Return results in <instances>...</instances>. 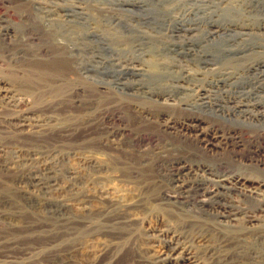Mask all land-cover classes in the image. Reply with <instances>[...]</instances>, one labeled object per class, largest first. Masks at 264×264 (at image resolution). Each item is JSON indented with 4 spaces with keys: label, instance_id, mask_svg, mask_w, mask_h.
I'll return each instance as SVG.
<instances>
[{
    "label": "rangeland",
    "instance_id": "rangeland-1",
    "mask_svg": "<svg viewBox=\"0 0 264 264\" xmlns=\"http://www.w3.org/2000/svg\"><path fill=\"white\" fill-rule=\"evenodd\" d=\"M3 85L14 95H0V240L32 236L43 264H159L172 238L199 264H264V240L212 227L220 220L180 172L197 170L182 151L210 159L201 141L224 139L239 122L163 105L197 92L264 103V0H0ZM55 118L69 134L28 136ZM236 132L239 155L253 157L238 175L262 180L264 143ZM35 173L40 184L28 180ZM228 195L217 208L264 225L239 193ZM54 203L67 207L54 213Z\"/></svg>",
    "mask_w": 264,
    "mask_h": 264
},
{
    "label": "bare ground",
    "instance_id": "bare-ground-1",
    "mask_svg": "<svg viewBox=\"0 0 264 264\" xmlns=\"http://www.w3.org/2000/svg\"><path fill=\"white\" fill-rule=\"evenodd\" d=\"M6 31H8V29ZM22 41H25V40H22ZM4 85L0 87V95H1V97L9 100L14 95V92H13V90L7 89L8 85L7 86H4ZM75 90H76V88H75ZM117 95L119 96L118 93H117ZM186 95H188V96H184L185 98L182 99L181 101H179V103L176 102L177 104L176 103L173 104V103H171V101H167V103H165V100H166L165 99L163 105L166 104L165 109L167 110V112H170V111L176 112L175 110H178L182 114H188L190 112L202 111V110L207 111V112L211 111L215 115H218L219 117H221L223 119H229L230 120L231 117L232 118L234 117L233 118L234 121L239 122L240 126L230 127L231 128V129H229L230 135L227 137H224V139L222 138V136L217 137L219 135L218 134L216 137H212L211 139H209L206 142L201 141V143H203L205 146L204 147L206 149L205 153L207 151L206 154H208L207 156H209L210 159H208V157H207V159L204 160L199 154L190 152L186 149L184 151H182V153L184 154V157L182 159L187 160L188 158H190L192 161L196 162L195 164H197V170H195L194 168H192L190 166H184L183 168L182 167L180 168L181 173L185 172V173H187V174H189L195 178V181H193L190 184L184 185L183 188L190 190V191L193 190L192 192H194L197 196H198V194H202V196L206 198V199H202V201H200L199 205L201 206V208L206 210V214L209 217L211 216V218H215V219L220 220L219 223L218 222L214 223V226H212L216 230L223 232L225 234H228L234 238L237 236L254 237V239L256 238L257 241H259L258 239H260L261 242H263V240H264V225L258 224V222L260 220L258 221L256 219L257 217L249 215V213H247V211H244V212L243 211H241V212L236 211L235 212L232 209L229 210V208H227V205L224 206V207H226L225 209L220 210V208L216 207V202H222V200H224L229 193L237 192L250 206L256 208L255 211H257L259 214H261L262 217H264V191H263L264 190V178L262 180L257 179V181H256V179L243 178L242 176L238 175V173L241 170H243V169L249 170V168H252L251 165L253 164L252 163L253 157L250 155H248V156H240L239 155V150L242 148L243 142L241 141L242 137L239 139V136H237V134H236L237 133L236 131L240 130L241 133L244 134V136L248 137L249 143H252V142H258V143L260 142V144L264 143V129L259 130V128H258V126H260L259 123L264 121V103L262 101H260L259 98L256 99L255 101H252L251 99L248 100L251 97L250 94H242V95L238 96L237 100H233V101L230 100L233 98H229V97H228V99L225 98L226 96L224 94L217 95V94H211L209 92H197L194 94H190V95L186 94ZM176 101H178V100H176ZM227 111L228 112L231 111V112L235 113V115L225 114V113H227ZM172 116L173 115H171L170 118ZM193 118H194L193 121L198 123V126L205 124L204 119L199 118V117H193ZM263 123H262V125H263ZM65 124H66V122H64V121L62 122L59 119H56V118L50 119L49 121L39 123V125L37 124L38 130H35L34 132L32 130V133L31 132H30V134L28 133V136L30 135L29 136L30 138L45 139L47 137H50L51 135H54V136L55 135H61L62 136L63 134L67 135L70 132V128L66 127ZM21 126L19 128H21ZM183 128H185V127H183ZM194 128H195V125H194ZM215 128H217V126L212 128V129H215ZM218 129H219V127H218ZM23 130H25V129H23ZM20 133L23 134L22 131ZM26 133H27V131H26ZM205 136L208 137L209 135H205ZM221 140H223V142H221ZM222 143H224V144L221 145ZM262 147L259 148V151H261ZM177 148H178V146H177ZM189 148H191V147H189ZM197 149H199V148H197ZM228 149H231L232 151H230ZM200 152H201V148H200ZM228 154H231L233 156H231V158L228 159V158H226V156H228ZM192 161H190V162H192ZM192 163H190V164H192ZM255 165H256L255 169L258 172H261L262 174H264V162L257 160ZM27 177H28L29 182H31L32 184H34L35 182H38V184H40L39 182H41V179L38 176H36V173L33 175L29 174V176H27ZM250 177H251V175H250ZM23 178L21 177L20 183H21ZM23 181H24V179H23ZM248 182H252V183L257 184L260 189L257 190V189L245 188L244 183H248ZM209 185L214 186V188L209 189ZM190 191H188V192H190ZM24 195H25V193H24ZM32 195L29 196V199H36V197H34ZM194 197H196V196H194ZM53 205L54 206L53 207L51 206V208H52V210L54 208V210L52 211L54 213H61L62 209L67 207L66 205H64L62 203H60V204L54 203ZM237 208H239V207H237ZM242 208H244V207H242ZM249 210H251V209H249ZM209 217H208V219H209ZM190 219H191V217H190ZM258 219H260V218H258ZM202 220H204V219H202ZM211 222H216V221L211 220ZM85 223L91 224V222H88V221H86ZM208 223H210L209 220H208ZM210 224H213V223H210ZM23 238H27V237L23 236ZM32 240H33L32 236L28 241H25V242H20V241H16V240H7L6 238H3L2 240H0V242L1 241L4 242V245L9 250H1L0 249V258H4L3 261H4V263H7V264H43L41 261L43 259L40 258L39 255H36V251L38 250V248L36 246L28 245L26 243V242H29ZM54 244H56L55 240H53L49 245L53 246ZM24 246H26V247H24ZM242 246H244V245H242ZM167 249H168V254L166 253L167 255H164V256L162 255L163 257L159 258V261H160L159 264H199L198 259L192 254L190 246H188V244L186 245L185 243L180 241L178 238H172L171 240H169L168 244H167ZM40 253H42V252H40ZM256 253L258 254V250ZM260 255H261V253H260ZM263 255H264V253H263ZM210 256H211V254H210ZM255 259H257V258H255ZM0 261H2V260L0 259ZM256 261H259V260H256ZM200 263H202V262H200ZM0 264H1V262H0Z\"/></svg>",
    "mask_w": 264,
    "mask_h": 264
}]
</instances>
